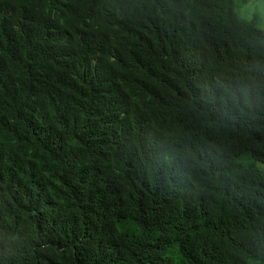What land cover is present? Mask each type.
Instances as JSON below:
<instances>
[{"label": "trees", "instance_id": "16d2710c", "mask_svg": "<svg viewBox=\"0 0 264 264\" xmlns=\"http://www.w3.org/2000/svg\"><path fill=\"white\" fill-rule=\"evenodd\" d=\"M263 166L237 0H0V264H264Z\"/></svg>", "mask_w": 264, "mask_h": 264}, {"label": "rangeland", "instance_id": "374dc122", "mask_svg": "<svg viewBox=\"0 0 264 264\" xmlns=\"http://www.w3.org/2000/svg\"><path fill=\"white\" fill-rule=\"evenodd\" d=\"M237 11L242 20L256 19L264 29V0H237Z\"/></svg>", "mask_w": 264, "mask_h": 264}]
</instances>
